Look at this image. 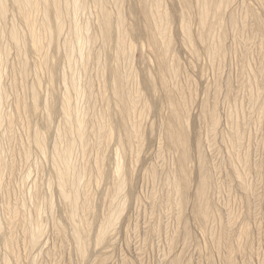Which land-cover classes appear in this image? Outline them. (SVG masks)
Segmentation results:
<instances>
[{
    "label": "rangeland",
    "instance_id": "1",
    "mask_svg": "<svg viewBox=\"0 0 264 264\" xmlns=\"http://www.w3.org/2000/svg\"><path fill=\"white\" fill-rule=\"evenodd\" d=\"M14 1L0 264H264V0Z\"/></svg>",
    "mask_w": 264,
    "mask_h": 264
},
{
    "label": "bare ground",
    "instance_id": "2",
    "mask_svg": "<svg viewBox=\"0 0 264 264\" xmlns=\"http://www.w3.org/2000/svg\"><path fill=\"white\" fill-rule=\"evenodd\" d=\"M49 1L50 0H15L14 2L16 3V5H17V7H18V9H19V12L20 13H22V15L24 16V18H25V21H27V24H28V26L32 29V23L29 21V16H28V10L29 9H33L34 7H36V5L38 4V2H42V4H44L45 6H47L48 7V5H49ZM52 2H51V4H52V6H53V9H54V17L56 16V19H59V18H61L62 16V14L64 13H62V9H61V7L60 6H58V4H57V2H56V0H51ZM97 1V0H96ZM152 1V0H151ZM210 1V0H209ZM5 0H0V18H3V16L4 15H6V7H5ZM136 2V1H135ZM140 2L142 3V2H144V0H140ZM218 2V1H217ZM137 3V2H136ZM188 3V2H187ZM200 3V2H199ZM206 3V2H205ZM204 3V4H205ZM230 3V2H229ZM149 4V3H148ZM227 4V3H226ZM138 5V4H137ZM156 5V4H155ZM187 5V4H186ZM219 5H221L220 3H219ZM62 6V5H61ZM157 6V5H156ZM188 6V5H187ZM202 6V5H201ZM205 6V5H204ZM206 6H207V4H206ZM210 7H212V6H210V3L208 4V6H207V9H209ZM44 8V7H43ZM76 8V7H75ZM162 8V7H161ZM189 8V7H188ZM206 8V7H205ZM205 8H203V9H205ZM215 8V7H214ZM217 8V7H216ZM220 8V7H219ZM8 10V9H7ZM158 10V9H157ZM164 10V9H163ZM202 10V9H201ZM65 11V10H64ZM151 11V10H150ZM207 11V10H206ZM220 11V10H219ZM122 12V11H121ZM190 12V11H189ZM204 13H206L205 11H203ZM202 12V13H203ZM208 12V11H207ZM203 13V14H204ZM211 13V12H210ZM219 13V12H218ZM201 14V13H200ZM202 14V15H203ZM201 15V16H202ZM61 16V17H60ZM65 16V15H64ZM102 16V15H101ZM200 16V15H199ZM219 16V15H218ZM205 17H206V15H205ZM103 19H104V24H103V30H102V32H103V34H106L107 36L109 35V32H110V29H111V27H112V25H113V22H112V19H111V17H110V15L107 13V14H103ZM207 18H205L204 20H206ZM217 19V18H216ZM216 19H214V20H216ZM259 19V18H258ZM260 19H261V17H260ZM185 20H188V19H185ZM44 21H46V19L44 20ZM182 22H183V20H181ZM202 21V20H201ZM122 22H123V19L121 18V16H119L118 17V25H121L122 24ZM165 22V21H164ZM204 22H206V21H204ZM257 22V21H256ZM259 22H260V20H259ZM117 22H115V24H116ZM168 23V22H167ZM184 23V22H183ZM186 23H187V21H186ZM186 23H185V25H186ZM190 23V22H189ZM188 23V24H189ZM201 23V22H200ZM213 23V22H212ZM46 24H47V22H46ZM157 24V23H156ZM187 24V26H183V27H185V29L187 30V32H188V25ZM203 24V23H202ZM204 24H206V23H204ZM261 24H262V22H261ZM63 25V24H62ZM155 25V24H154ZM159 25V24H158ZM41 26V25H40ZM56 26H58V25H56ZM156 26V25H155ZM168 26V25H167ZM209 26V25H208ZM216 26V25H215ZM264 26V25H263ZM47 27V26H46ZM59 27V26H58ZM73 27H74V25H73ZM78 27V26H77ZM162 27V26H161ZM160 27V28H161ZM182 27V28H183ZM210 27V26H209ZM212 27V26H211ZM48 28V27H47ZM153 28V27H152ZM204 28V27H203ZM38 29V28H37ZM168 29V28H167ZM185 29H183V30H185ZM121 30V29H120ZM119 30V31H120ZM160 30V29H159ZM165 30H166V28H165ZM182 30V31H183ZM186 30H185V32H186ZM216 30V29H215ZM32 31H33V29H32ZM186 32V33H187ZM29 33V32H28ZM166 33V32H165ZM189 34H190V32H188ZM77 34V33H76ZM186 35V34H185ZM184 35V36H185ZM187 36H189L188 34H187ZM202 36V35H201ZM12 37H14L15 39H18V37H17V35H15L14 34V32L12 33ZM20 37V36H19ZM78 37V36H77ZM80 37V36H79ZM90 37V36H89ZM161 37V36H160ZM75 38V37H74ZM14 39V40H15ZM76 39V38H75ZM90 39V38H89ZM108 39V38H107ZM11 40V39H10ZM19 40V39H18ZM17 40V41H18ZM163 40V39H162ZM189 40H190V38H189ZM36 41H38V39L36 40ZM35 41V42H36ZM42 41V40H41ZM191 41V40H190ZM28 42V41H27ZM78 42V41H77ZM18 44H19V42H17ZM164 43V42H163ZM170 44V43H169ZM167 45H168V43H167ZM166 45V46H167ZM23 46V45H22ZM120 47H122V45L120 46ZM158 47V46H157ZM39 48V47H38ZM37 48V49H38ZM168 48H170V47H168ZM221 48V47H220ZM219 48V49H220ZM121 49V48H120ZM125 49V48H124ZM159 49V48H158ZM164 49V48H163ZM20 50V49H19ZM39 50V49H38ZM40 51V50H39ZM38 51V52H39ZM83 51V50H82ZM24 53V52H23ZM25 54V53H24ZM124 55H125V50H124V53H123ZM168 54V53H167ZM84 56V55H83ZM121 56V55H120ZM47 57V56H46ZM161 57V56H160ZM166 57V56H165ZM46 59V58H45ZM161 59V58H160ZM47 61V60H46ZM45 62V61H44ZM160 62H161V64H163V65H165V64H167L166 62H164V60L163 59H161L160 60ZM26 65V64H25ZM24 65V66H25ZM166 66V65H165ZM27 67V66H26ZM24 68V67H23ZM162 69V68H161ZM167 70H168V67L166 68ZM163 70V69H162ZM164 72V71H163ZM165 73V72H164ZM115 74V73H114ZM118 74V73H117ZM118 76H120V75H118ZM160 77H161V80H162V82L164 83V77H163V73H160ZM124 83V82H123ZM163 83H162V85H163ZM166 83V82H165ZM114 84V83H113ZM117 84H120V83H118L117 82ZM116 84V85H117ZM74 85V84H73ZM166 85V84H165ZM120 88V87H119ZM164 88V87H163ZM167 88V87H166ZM113 89V88H112ZM124 90V89H123ZM164 90H165V88H164ZM114 92V91H113ZM117 93V97L119 98V99H122L121 97H120V95H121V93H120V91H119V93H118V91L116 92ZM166 94V93H165ZM172 95V94H171ZM123 97V96H122ZM117 99V98H116ZM122 101V100H121ZM175 101V100H174ZM70 102V101H69ZM136 102V101H135ZM122 103V102H121ZM172 104V103H171ZM131 105V104H130ZM175 106V105H174ZM122 108H124V110H123V114H125V111H127L128 110V105L127 104H124V103H122V106H121ZM131 108V107H130ZM134 108V107H133ZM132 109V108H131ZM69 110V109H68ZM122 110V109H121ZM120 111V110H119ZM69 112V111H68ZM67 112V113H68ZM78 112V111H77ZM76 112V113H77ZM128 112V111H127ZM72 114V113H71ZM127 114V113H126ZM180 114V113H179ZM69 115V114H68ZM79 115H80V113H79ZM174 115H175V113H174ZM81 116V115H80ZM129 117V116H128ZM76 118V117H75ZM68 119V118H67ZM77 119V118H76ZM175 122H176V126H177V128H178V131H177V133H174L172 136H173V139L175 140V141H177L178 143H180L181 144V146L184 144V142H186V137L187 136H185V131L183 130V127H182V123H181V121H179V117H178V115L176 114L175 115ZM80 120V119H79ZM173 121V120H172ZM81 122V121H80ZM174 122V123H175ZM85 123V122H84ZM80 124V123H79ZM70 126V125H69ZM80 126V125H79ZM83 127H84V125H83ZM68 128V127H67ZM80 128V127H79ZM99 128H100V126H99ZM103 128V127H102ZM127 129V128H126ZM173 131V130H172ZM74 132V131H73ZM134 132V131H133ZM138 132V131H137ZM83 135V134H82ZM136 135V134H135ZM77 136H79V135H77ZM83 137V136H82ZM135 137V136H134ZM62 138V137H61ZM82 140V139H81ZM86 140V139H85ZM174 141V142H175ZM44 144V143H43ZM69 146V145H68ZM69 148V147H68ZM187 148V147H186ZM55 150V149H54ZM67 150V149H66ZM44 151V150H43ZM70 152V151H69ZM69 152H66V153H69ZM182 152V151H181ZM185 153L183 154V156H182V161L181 162H183V160H185L186 159V156H187V151L185 150L184 151ZM70 161V160H69ZM64 162V161H63ZM185 162V161H184ZM72 164V163H71ZM180 164V163H179ZM67 165V164H66ZM65 165V166H66ZM181 165V164H180ZM72 166V165H71ZM117 167H119V166H117ZM182 168H183V166H182ZM120 169V168H119ZM58 171V170H57ZM183 171V170H182ZM203 171V170H202ZM68 172V171H67ZM184 172V171H183ZM182 172V173H183ZM59 173V172H58ZM201 174H202V172H200ZM74 174V173H73ZM118 174V173H117ZM185 176V175H184ZM202 176V175H201ZM61 177H63V176H61ZM74 179V178H73ZM187 179V178H186ZM202 179H204V178H202ZM73 181V180H72ZM203 182V181H202ZM62 183V182H61ZM204 183H202V185H203ZM188 185V180L186 181V183H185V186H187ZM60 187V186H59ZM79 188V187H78ZM202 189H204L203 187H202ZM201 188H200V191H199V189H198V195L200 196L202 193L204 194V192H203V190H202ZM66 191V190H65ZM64 191V192H65ZM183 192H184V190H183ZM63 193V192H62ZM68 196V195H67ZM204 196H205V194H204ZM202 197V196H201ZM79 199V198H78ZM203 199V198H202ZM198 200V199H197ZM201 203V202H200ZM200 207V210H201V212H204L205 213V211H206V209H205V206H204V208L202 207V206H199ZM203 209H204V211H203ZM203 217H204V214H203V216H202V219H203ZM207 218V217H206ZM108 226V225H107ZM105 229H106V227H105ZM37 233V232H36ZM40 235V234H39ZM34 236H36V235H34ZM101 237H103L104 236V231L101 233V235H100ZM40 240V239H39ZM37 243V242H36Z\"/></svg>",
    "mask_w": 264,
    "mask_h": 264
}]
</instances>
